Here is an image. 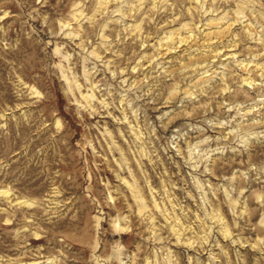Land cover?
Returning a JSON list of instances; mask_svg holds the SVG:
<instances>
[{
	"label": "rangeland",
	"instance_id": "1",
	"mask_svg": "<svg viewBox=\"0 0 264 264\" xmlns=\"http://www.w3.org/2000/svg\"><path fill=\"white\" fill-rule=\"evenodd\" d=\"M0 264H264V0H0Z\"/></svg>",
	"mask_w": 264,
	"mask_h": 264
}]
</instances>
